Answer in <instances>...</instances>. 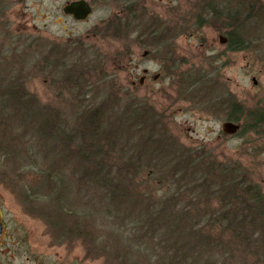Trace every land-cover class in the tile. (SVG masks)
<instances>
[{
    "label": "rangeland",
    "instance_id": "rangeland-1",
    "mask_svg": "<svg viewBox=\"0 0 264 264\" xmlns=\"http://www.w3.org/2000/svg\"><path fill=\"white\" fill-rule=\"evenodd\" d=\"M68 1L72 0H4V13L0 12V78L5 76L11 82L22 84L29 91L30 99L35 100L41 107L50 108L60 114L61 108L67 107L70 111L74 106L77 112L85 106L92 109L100 105L94 103L91 96L95 90L87 91L90 93V102L76 103L77 106L74 103L63 104L55 94L58 89L54 87V80L61 73L68 75L69 71L65 68L69 69L71 62L75 60L81 65L80 70L86 69L90 63L85 53L90 51L86 50L85 42L96 44L97 47L93 48L104 52L106 57L108 55L109 59L104 57L102 69L109 75L118 76L114 90L124 88V93L126 90H136V86L131 85L132 78L129 77L136 79L133 74H136L137 55L140 58L137 79L144 67L149 68L152 74L161 72L158 80H152L150 77L146 85L136 91L137 94L139 92V98L147 97L148 100L145 101L157 114L156 117H159L160 123L156 121L154 126L152 121V125H162L165 128L162 134L167 136L170 142H176L181 149L189 150L195 155L208 152L213 160L226 164L229 170L232 168L231 170L246 175L264 194V137H257L258 135L252 132L229 135L222 131V123L229 114V103L234 107L237 103L241 104L245 109L255 105L264 106V0H246L247 8L251 6L250 10L255 13V17L247 20L249 25L247 30H244L250 39L248 47L236 52H230L228 46L220 41L222 32L219 29L223 28L221 22H225V19H219L211 26H194L185 32H178L180 26L174 25L180 18L177 10L180 8L181 11L188 10L192 13L196 0H133L132 3L127 0H95L92 15L84 21H77L63 13L62 7ZM238 6L236 4L237 9ZM134 13L136 23L151 17L164 22L165 26H170L172 31L168 36L172 37L175 50L169 61L173 60L172 62L178 65L177 69L172 67V73L168 77H165L159 56L153 59L150 56L142 57L143 50L148 46L152 47V39L144 42L143 31L140 39L135 37L133 46L127 45L131 41L125 43L126 37L115 38L117 32H108L109 21L116 22L125 14ZM131 23L132 20L129 24ZM191 25L192 23L189 26ZM137 26L143 29L141 24ZM41 40H44V48ZM53 44L61 49L59 56L62 54L63 58L59 57L58 62L63 64L62 71L50 67L51 60L42 57L46 54V45L52 47ZM129 47L130 52L127 54ZM122 52L125 64L129 59L133 60L126 69L119 70L112 58L120 56ZM214 73L218 74L219 78L213 80L217 85L218 94L220 93L221 99L218 98V101L222 100L215 109L211 104L200 105L199 99L192 97L197 94L196 90L187 89L188 84L199 79L201 75L209 74L213 77ZM46 78L50 79V83ZM253 78L257 80L256 84ZM83 90L84 88L81 91ZM179 95H183L182 99L178 98ZM121 103L117 107L112 104L115 109L110 108V116L116 113L121 115L127 108L125 102ZM149 128L144 138L142 136L136 139L137 150L141 143L149 146L146 138L154 135ZM262 135L264 136V133ZM48 144H52L51 147ZM67 144L65 147L63 143L60 145L66 152H70L74 145ZM42 146L43 153H53L54 149L60 147L50 142H42ZM58 152V155L54 154L52 158H48V162H55L59 167L61 162L67 160L65 158L68 155H62V150ZM15 161L5 159L0 154V215L6 225L0 259L5 264H60L64 256V260L71 261V264H161L158 263L160 260H166L165 264H195L182 260L179 255L173 256L171 252L159 255L177 240L183 244L182 238H175L177 230L171 232L172 238L168 240L166 248L155 242L151 250L147 245L137 256L133 255L136 257L133 262H123L126 260L125 246L130 247L131 253H134L136 246L143 242L140 235L136 234V229L128 234L118 233L120 227L123 230L128 227L125 223L136 213V207L131 206L129 200V197L134 196L133 193L118 194L112 204L106 201L103 206L97 202L98 199L91 198L90 194L88 197L76 199L75 195L83 194L86 185L78 188L72 183H66L69 189L64 193V199H57L59 193L52 194L43 190L35 174L17 167ZM23 163L24 161L21 164ZM134 182L133 189H136V179ZM158 192L161 194L163 190ZM105 198L107 194L104 195ZM80 201L82 203H78ZM73 202L75 207L77 204L86 203L88 216L92 211L95 216L77 219L62 208L63 205L70 206ZM113 207H119L122 212L114 217L101 219L102 212L106 209L114 210ZM126 210L129 213H126ZM133 228H136L135 224ZM222 239L226 243L231 242L228 234H224ZM198 243L201 247L206 244L203 240ZM258 243L253 241V245L246 247L247 250L235 248L244 255L240 252L232 253L227 249L216 256H210L212 253H209L207 258V255L199 256L201 247L192 255L200 257L201 264H264V257L258 253L261 251V245Z\"/></svg>",
    "mask_w": 264,
    "mask_h": 264
},
{
    "label": "trees",
    "instance_id": "trees-1",
    "mask_svg": "<svg viewBox=\"0 0 264 264\" xmlns=\"http://www.w3.org/2000/svg\"><path fill=\"white\" fill-rule=\"evenodd\" d=\"M127 1L132 3L133 0ZM3 3L4 0H0L2 13ZM236 4L239 5L238 9ZM250 7L247 8L246 0H196L192 13L188 10L181 11L180 8L177 10L180 18L174 25L180 26L178 32H185L194 26H211L219 19H225V22H221L223 28L219 30L230 41L235 40L236 51H242L246 50L250 41L244 31L249 25L247 20L255 14ZM135 17V13L125 14L118 20L125 21V36H128L131 20L132 30L140 27L133 24ZM180 21L182 24H179ZM137 23L143 26V29L139 28V32L141 34L143 31L142 36L145 38L154 37L151 35L153 28L168 34L172 31L169 25L165 26L164 22L151 17ZM147 33L150 34L149 37H146ZM59 57L63 58V55ZM62 66V62L50 64V67L61 71ZM95 66L97 65L89 64L86 69L80 70L81 65L75 60L71 62L69 69L65 68L69 71L68 75L61 73L62 77L59 79L60 74L54 80V87L58 89L55 94L63 104L74 103L77 106L76 103L90 102V93L87 91L95 90L91 96L94 103L100 105L92 109L85 106L77 112L74 106L70 111L67 107L61 108L60 114L41 107L30 99L29 91L22 84L11 82L5 76L0 78L1 156L16 160L17 167L35 174L43 190L52 194L59 193L56 195L57 199H64L63 195L69 189L66 183H72L78 188L86 185L83 194L75 195L76 199L90 194L91 198L98 199L97 202L103 206L106 201L112 204L118 194L133 193L134 196L129 197V200L130 205L136 207V213L125 223L128 227L125 230L120 227L118 233L128 234L136 229V234L140 235L143 242L136 246L134 253H131L130 247L125 246L126 260L123 262H133L136 258L133 255L137 256L147 245L151 250L155 242L166 248L168 240L172 238L171 232L175 230V238H182L183 244L177 240L159 255L171 252V255H179L184 261L201 264L199 257L192 253L201 247L198 242L202 240L206 244L199 249L200 255H207V258L209 253H212L210 256H216L227 249L244 255L235 248L245 250L253 241H257L261 245L258 253L264 257L262 190L253 185L246 175L233 171L232 168L229 170L226 164L213 160L208 152L195 155L189 150L181 149L176 142H170L162 134L165 129L162 125L154 127L156 121L160 123V120L149 103L144 100L136 102V90H126L125 93L124 88L114 90L118 76L107 74L101 65ZM52 72L51 69L50 73ZM217 76L215 73L213 77L204 74L188 84V90H196L197 94L192 97L199 99L200 105L211 104L215 109L216 103H222V100L218 101L220 93L218 94L217 85L213 82L218 80ZM45 80L50 83V79ZM182 97L183 95H179L178 98ZM121 102H125L127 108L121 115L116 113L110 116V108L117 107ZM232 117L242 124L238 133L252 132L257 137H264L263 105L245 109L237 103ZM148 128L154 133L146 138L149 146L140 142L141 145L137 143L140 145L137 150L136 139L142 136L144 138ZM42 142L54 143L60 147L54 149L53 153H43ZM66 142L74 145L70 152H66L64 148ZM62 143L64 147H61ZM50 145L52 144H48ZM58 150L64 151L62 155H68L66 163L61 162L59 167L55 162H48V158L58 155ZM135 179L136 189H133ZM159 190L163 192L159 194ZM105 194L107 198L104 199ZM74 203L70 206L63 205L62 208L77 219L95 216L93 211L88 216L86 203L77 204V207ZM113 209L103 211L101 219L114 217L122 212L119 207ZM126 213L129 212L126 210ZM133 224L136 228H133ZM198 225L199 227H194ZM224 234L230 236V244L222 239ZM165 261L160 260L158 263L165 264Z\"/></svg>",
    "mask_w": 264,
    "mask_h": 264
},
{
    "label": "flooded vegetation",
    "instance_id": "flooded-vegetation-1",
    "mask_svg": "<svg viewBox=\"0 0 264 264\" xmlns=\"http://www.w3.org/2000/svg\"><path fill=\"white\" fill-rule=\"evenodd\" d=\"M72 1H76V0H72ZM88 2V4L90 5L91 7V12L89 13V15L83 19V20H78L76 19L73 15L71 14H66L64 12V6L68 3V2H71V1H68L65 3V5L62 7V11L63 13L66 15V16H69V17H72L73 19H76L77 21H84V20H87L93 13L94 11V3H95V0H86ZM135 24V27H136V17L134 19V23ZM108 32L110 31H115L117 32L115 34V38L118 37V38H121V37H126L125 39V43H128V41H131L130 44H127L128 46H133V43H134V39L135 37H137L136 39H140L141 38V34L139 32V30H132L131 28V24L130 25V28L128 30V36H125V21H120L118 22V20L115 22V20H111L108 22ZM131 36H133L134 38H132ZM221 37L223 38V40H221ZM128 39V40H127ZM131 39V40H130ZM135 39V40H136ZM147 39H152V47H146L144 50H143V53H142V57L145 58V57H149L150 58H157V56L160 57L162 63H163V67L162 69L164 70V74H165V77H168L170 75V73H172V67H176L177 65L175 64V62H172L173 60L169 61L171 59V55L174 54V50H175V46L173 44V40H172V37H169L168 36V33H166V39L165 40H161L160 42H157V39L155 37H152V38H144V42L145 40ZM220 41L221 43L225 44L228 46V50L230 52H236V46H235V40L233 41H230L228 36L222 32L220 34ZM140 45H144L142 44L141 42H139ZM79 45H80V42H79ZM97 47L96 44H87L85 42V48L87 51H90V53H85V57L87 58V61L90 63V64H96L97 66L98 65H101V68H102V64L104 63V57L105 59H109L108 58V55L106 57V55L104 56V52H100V50H96L95 48L93 47ZM130 52V47L128 48V52L127 54ZM124 54L123 52L119 55H117V57H113L112 58V62L113 63H116V66H117V69L119 70H123V69H126L127 66L131 65V61L133 60V58L129 59L128 63L125 64L124 60L125 58L123 57ZM161 54V55H159ZM170 55V56H169ZM46 59V58H45ZM84 59V57H83ZM138 56L136 55V74H133V75H136V79H133V77H129L130 79L132 78L131 80V85L132 86H136V91L140 90L139 88H143L145 85H146V82L148 81V79H150V77L152 78V80H158L160 77H161V72H155L154 74L151 73V70L147 67H144L142 69V74L140 75V77L137 79V76H138ZM47 60V59H46ZM45 62V61H44ZM95 66V67H97ZM220 66H223V65H220ZM177 69V67H176ZM132 74V73H130ZM219 80V78H218ZM172 81V80H171ZM170 81V82H171ZM174 81V80H173ZM138 88V89H137ZM192 90V89H191ZM139 94V92H138ZM138 94L136 93V100H148L146 96H143L141 98L138 97ZM150 94V93H148ZM213 106V105H212ZM219 104H215V108L218 107ZM229 108V114L227 116V119H231L232 118V113L234 112V106H232L230 103L228 104L227 106ZM237 134V133H236ZM0 221L2 223V233H1V237H0V253H3V251H1V246H2V242L4 240V235H5V232H6V225H5V222L2 218V216L0 215ZM65 257V256H64ZM64 257H62V261L60 262V264H71V261L69 260H64ZM67 258V257H66ZM86 260V258H84ZM84 261V260H83ZM0 264H5L1 259H0Z\"/></svg>",
    "mask_w": 264,
    "mask_h": 264
},
{
    "label": "water",
    "instance_id": "water-1",
    "mask_svg": "<svg viewBox=\"0 0 264 264\" xmlns=\"http://www.w3.org/2000/svg\"><path fill=\"white\" fill-rule=\"evenodd\" d=\"M64 12L66 14L73 15L78 20H83L91 12V7L88 4V2L85 0H76V1L68 2L64 6ZM221 40H223L222 37ZM254 83L255 84L257 83V80L255 78H254ZM240 127H241L240 124L234 121H226L222 123V131L225 134H229V135L238 133ZM1 233H2V223L0 221V237H1Z\"/></svg>",
    "mask_w": 264,
    "mask_h": 264
},
{
    "label": "bare ground",
    "instance_id": "bare-ground-1",
    "mask_svg": "<svg viewBox=\"0 0 264 264\" xmlns=\"http://www.w3.org/2000/svg\"><path fill=\"white\" fill-rule=\"evenodd\" d=\"M149 35L150 34L147 33V36H149ZM151 35L154 36L157 39V42H160L161 40H165L166 39V33L165 32H158V31H156L155 28H153V30L151 31ZM41 41H42V43H41V45H42L44 40H41ZM42 48H44V45H42ZM46 48H47L48 51L46 50V54L44 53L45 56H42V57L50 59L51 60L50 62L57 63L58 60H59V54H60L61 49L58 46L54 45V44L52 45V47H49L48 45H46ZM253 82H254V78H253ZM233 114H234V112L232 113V115ZM226 121L237 122L242 127L241 122L236 120V119H234L233 117L231 119L224 120L223 123L226 122ZM241 127H240V130H241ZM199 256H201V255H199Z\"/></svg>",
    "mask_w": 264,
    "mask_h": 264
}]
</instances>
